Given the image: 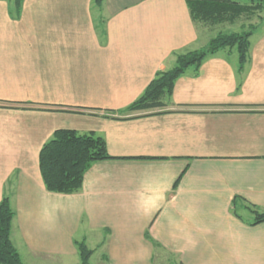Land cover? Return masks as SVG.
Wrapping results in <instances>:
<instances>
[{"label":"crops","instance_id":"0c3cea01","mask_svg":"<svg viewBox=\"0 0 264 264\" xmlns=\"http://www.w3.org/2000/svg\"><path fill=\"white\" fill-rule=\"evenodd\" d=\"M0 0V202L24 264H264V21L189 69L154 113L127 108L175 56L203 49L186 0ZM59 129L95 133L114 159L74 194L47 191L40 152ZM237 203L234 205V201ZM94 258L96 261L94 262Z\"/></svg>","mask_w":264,"mask_h":264},{"label":"trees","instance_id":"16d2710c","mask_svg":"<svg viewBox=\"0 0 264 264\" xmlns=\"http://www.w3.org/2000/svg\"><path fill=\"white\" fill-rule=\"evenodd\" d=\"M101 7L104 0H93ZM195 23H234L244 15H253L264 9V0H186ZM24 0H11L12 14L18 17ZM256 3V4H253ZM254 29L241 33H219L205 49L187 51L175 56V64L160 71L143 94L127 108L130 113H154L163 109L170 100L176 81L189 69L198 74L200 67L209 57L221 50L235 49L238 54V74H242L250 55V38ZM114 159L108 153L103 137L91 133H79L71 129H59L44 144L40 152V171L47 191L58 194H74L82 189L84 175L99 161ZM237 200L234 201V205ZM252 212L251 226L264 223V210L247 205ZM15 212L9 197L0 202V264H24L11 240ZM80 255V264H91L93 250L85 240L75 241Z\"/></svg>","mask_w":264,"mask_h":264},{"label":"rangeland","instance_id":"374dc122","mask_svg":"<svg viewBox=\"0 0 264 264\" xmlns=\"http://www.w3.org/2000/svg\"><path fill=\"white\" fill-rule=\"evenodd\" d=\"M256 4V3H253ZM264 21V9L259 12H255L253 15H244L240 19L236 20L234 23H223V24H207V41H210L212 38L216 37L219 33H241L244 31H250L254 29L253 36L256 37L257 34H260L261 28H258ZM207 47L204 46L203 49ZM96 259L94 258V262ZM176 258L170 254L164 253L163 260L157 262V264H176Z\"/></svg>","mask_w":264,"mask_h":264}]
</instances>
